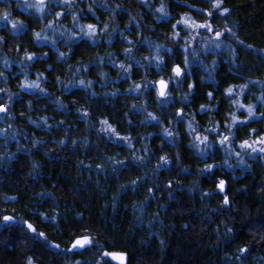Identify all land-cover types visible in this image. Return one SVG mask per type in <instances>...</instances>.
Listing matches in <instances>:
<instances>
[{"label":"trees","instance_id":"trees-1","mask_svg":"<svg viewBox=\"0 0 264 264\" xmlns=\"http://www.w3.org/2000/svg\"><path fill=\"white\" fill-rule=\"evenodd\" d=\"M69 2L70 8L46 2L40 13L22 7L33 0H0V88L5 89L0 102L8 107L7 114L0 113V214L15 218L0 223V264H28L29 257L33 264H115L100 255L102 250L125 252L127 264H264V155H246L250 149L238 147L244 139L251 143L264 135V119H258L264 102L257 99L264 96V0H223L230 12L216 15L214 28L225 31L220 49L208 46L205 30L191 32L187 40L191 30H184L179 42L170 39L169 21L183 13L201 23L211 19L196 11L209 8L202 0ZM161 3L169 15L157 19ZM6 13L16 29L3 19ZM89 23L98 26L92 38L80 32ZM225 25L236 35L227 33ZM182 45L188 46L187 53ZM127 48L131 52L126 54ZM157 54L163 57L160 68L152 60ZM120 64L130 66L129 71ZM175 64L184 68L181 77L171 71ZM38 76L45 92L20 87ZM81 79L91 86H80ZM161 79L169 81L164 98L156 93ZM249 81L257 83L238 96L239 86ZM136 83L139 92L131 90ZM237 99L253 105L257 119L229 130L233 112L241 121L247 117L233 103ZM181 108L183 120L175 115ZM101 120L120 136H129L132 148L101 132ZM189 123L209 137L211 147L203 153L193 146ZM217 126L225 135L234 133L232 147L245 165L206 131ZM164 128L173 137H165ZM162 155L167 165L161 164ZM205 163L215 165L212 172L202 171ZM218 179L226 181L224 193L216 189ZM225 194L231 202L227 207ZM84 235L96 243L66 251ZM240 247L248 251L237 260Z\"/></svg>","mask_w":264,"mask_h":264},{"label":"snow or ice","instance_id":"snow-or-ice-1","mask_svg":"<svg viewBox=\"0 0 264 264\" xmlns=\"http://www.w3.org/2000/svg\"><path fill=\"white\" fill-rule=\"evenodd\" d=\"M141 2H143V0H141ZM202 2L209 4V8L207 9H200L197 8L196 11L200 12L202 14H204L205 16L211 18V19H206L204 22H198L197 20H195L191 15H189L188 13H183L180 16V19L176 20L174 23L169 21V23H171V27H172V35L170 37V39L172 40H176L178 41V38L181 36V32L184 30H191L187 33V35H185V40L188 39V36L191 35V32H195L197 30H205L206 33H208V46L211 47L214 45L215 49H220L221 48V44L223 42V36L225 35V31H218L214 28V23H215V19H216V15L218 13L219 17H225L226 14H228L230 12V9L227 7H222L223 4V0H202ZM49 3L52 6H55L56 3H62L64 5H66L67 7H71V4L69 2V0H49ZM28 8H35L37 10V12L43 13L45 11V9L48 7V5L46 4L45 0H36V2L34 4H27L26 5ZM119 7V5L117 6ZM187 7L189 8H194L195 5L193 3H188ZM89 10L91 11V5L89 6ZM156 12L160 13L161 15L159 17H156L157 19H160L162 17H167L169 14L166 10V5L164 3H161L160 7L156 9ZM8 15L9 14H5L3 19L7 20L8 19ZM63 15L62 12H57L56 16L57 17H61ZM73 20L76 21L77 17L75 16V14L73 13ZM178 25H182L183 27L178 30L177 26ZM17 23H12V28L16 29L17 28ZM48 27H51V23L48 24ZM85 27L87 28V31H85ZM105 28H107L108 26L105 25ZM98 30V26L94 25V24H87L86 26L81 25L80 26V32L83 35L88 36L89 38H92L96 35ZM225 30L227 31V33H230L232 36H235L236 33L232 31L231 28H228L227 25H225ZM99 31H104V29H99ZM75 35V34H74ZM35 36L37 39H41V34L39 32L35 33ZM3 38L0 37V40H2ZM43 39H48V37H43ZM128 43L131 45L132 41H128ZM240 43H243V41H240ZM158 48L160 46H157ZM247 47L251 48V45H248ZM182 51H184L185 53H187L188 51V46L187 45H182L181 46ZM168 51H171V49H169ZM131 52V48H127L125 49V53H130ZM65 53L61 52L60 53V57L63 58L65 57ZM235 55V53H234ZM26 58L28 60H32L33 59V55L32 54H28L26 53ZM152 60L157 61L156 63V67L160 68L161 64L163 62V57L160 56L159 54H157L155 57H152ZM189 63V59L188 56L185 55L184 58V65L185 67L188 65ZM5 67H8V63L7 61H5ZM118 67L120 69H123V71L125 73H127L129 71L130 66L126 67L123 64L118 65ZM205 69H207V66H204ZM215 67V65H213V68ZM171 71L175 74V77H181L183 72H184V68L181 67L180 64H175L173 65ZM0 75H3L2 73H0ZM42 75V74H40ZM209 75H211V71H209ZM25 76H27V74L25 73ZM59 80V78H57ZM39 80V76L37 81H25L24 83H22L20 85V87L22 89H39L40 92H45V89L41 88L40 83L38 82ZM91 81H88L87 83H85L84 80H79V85L84 87V88H88L91 86ZM253 83H257V82H253V81H249L248 84H242L240 85V93H238L237 95L239 96L240 94H243L244 89L248 88L249 84H253ZM169 81H166L164 79H161L159 81L156 82V93L157 96L160 98H164L168 95V92L166 91L167 87H168ZM144 88L148 87L147 82L144 84L143 86ZM187 87L189 88V90H192L194 88V85L192 83H189L187 85ZM141 89V84L136 83L134 84V86L131 87V90L134 92H139ZM5 89L0 88V93L4 92ZM233 92V88L230 86L227 89H225V93L228 95H231ZM113 95H115V93H113ZM208 98L211 100L213 98V92L209 91L208 92ZM185 99H187V97H185ZM258 100L264 102V96L262 97H257ZM57 103L59 104V100H57ZM233 103L235 105H237V107L239 109H244L247 112V117H245V119L243 121L240 120V118L236 115L235 112H233L231 114V123L228 124V129L231 130L235 125H237L238 123H246L247 120L249 118L252 119H257L256 117V112L254 111V106L249 104V105H245L243 103H241L239 101V99L233 101ZM62 106V105H61ZM201 110L204 111L206 110V106L205 105H201L200 106ZM8 112V107L6 104H4L3 102H0V113H5L7 114ZM175 115L177 117H179L181 120H183V109H177ZM84 117L88 116L87 112L83 113ZM3 117H0V119H2ZM148 118H150L153 121H158L157 117L154 116L152 113H148ZM42 120L46 121V118H41ZM193 119H195V117H193ZM258 119H264V112L260 113V116ZM33 123H35L33 121ZM100 124L102 125L100 131L101 132H105L106 134H110L116 137V139L118 141H123L127 144L128 148H132V142H131V138L129 136H120V134L118 132H116V130L112 127V125L107 121V120H101ZM11 127V126H9ZM2 131V130H0ZM206 131L215 134L217 136V143L224 148L225 151H227L229 153V155H232L234 153V155L236 157H238V163H240L241 165H245V161L243 159V157L241 156V152L237 151L234 147H232L233 141L230 140V137L234 136V133L229 131L228 135H225L224 133L220 132L218 130V126L217 127H212L211 129H207ZM251 133H255L256 129H251L250 130ZM193 133H195L194 135V144L193 146L200 151L201 153L204 152L205 149L210 148L211 144L208 143L209 141V137L208 135H202L201 133L197 132V130L193 127V125L191 123L188 124V134L192 135ZM163 134L165 137H173V132L169 131L167 128L163 129ZM251 138V137H250ZM40 141H35L34 144H40ZM61 144L65 143V141L61 140L60 141ZM73 144H75V141H73ZM203 144L205 146L204 149L200 148V145ZM239 149H250L249 152H245L246 155H264V135H260L257 139H254L251 141V143L249 142V139H244L240 144H239ZM254 159L256 158L255 156L253 157ZM134 160H139L142 161L143 157H133ZM115 164L117 165H123L124 162L123 161H113ZM160 162L163 165H167L169 163L168 159L166 156L162 155L160 156ZM224 163L226 165H228L229 167H231L230 164H228V161L225 160ZM98 169L101 167L100 165L96 166ZM159 167V165H158ZM215 167L214 164H210V163H205V167L204 169H202V171H206V172H212L213 168ZM132 185H136L137 181H131ZM225 185H226V181L224 179H218L216 182V189L220 192V193H224L225 192ZM169 187L171 186V181H169ZM149 193L151 194L153 192L152 188H149ZM205 195H207V193H205ZM11 199H15V197H12ZM230 199L229 197L225 194L223 196V205L225 207L230 205ZM15 218L13 216L10 215H3L0 214V223H9L12 222ZM45 219H47V217H45ZM53 220H55V217H52ZM26 227L28 228V230H30L31 232H33L34 234L36 233V229L33 227V225L27 221H24ZM229 232L232 231L231 228L228 229ZM38 235L41 238H44L46 240V236L45 233L43 232H39ZM96 242L94 241V239L88 235H84V236H78L76 237V239L72 242L71 247L66 249V251H73L75 249H84L86 246L91 247L95 244ZM50 247H54L59 249L60 246L58 244H50ZM248 251V249L246 247H240L238 249V252L241 254L240 256H237L236 259L239 260L242 258L243 254H245ZM100 255L102 257H110L112 260H118L119 264H127V254L125 252H109L106 250H102ZM28 264H33V260L31 257L28 258Z\"/></svg>","mask_w":264,"mask_h":264},{"label":"flooded vegetation","instance_id":"flooded-vegetation-1","mask_svg":"<svg viewBox=\"0 0 264 264\" xmlns=\"http://www.w3.org/2000/svg\"><path fill=\"white\" fill-rule=\"evenodd\" d=\"M12 1H17V2H20V3H24V2L30 1V0H12ZM19 11H21V10L19 9ZM8 21H11V24H9V26L12 27V23H13L12 20L8 18Z\"/></svg>","mask_w":264,"mask_h":264},{"label":"water","instance_id":"water-1","mask_svg":"<svg viewBox=\"0 0 264 264\" xmlns=\"http://www.w3.org/2000/svg\"><path fill=\"white\" fill-rule=\"evenodd\" d=\"M174 74V73H173ZM174 76H175V74H174ZM166 91H167V89H166ZM160 98V97H159ZM79 249V248H78ZM75 250H77V249H75ZM112 262H114L115 264H119V261L118 260H112L110 257H108Z\"/></svg>","mask_w":264,"mask_h":264},{"label":"rangeland","instance_id":"rangeland-1","mask_svg":"<svg viewBox=\"0 0 264 264\" xmlns=\"http://www.w3.org/2000/svg\"><path fill=\"white\" fill-rule=\"evenodd\" d=\"M30 1H32V0H30ZM33 1L36 2V0H33ZM45 2H49V0H45ZM30 3H31V2H30ZM30 3H29V4H30ZM32 4H34V3H32ZM22 7L28 8V7L26 6V3L23 4ZM36 11H37V10H36Z\"/></svg>","mask_w":264,"mask_h":264}]
</instances>
